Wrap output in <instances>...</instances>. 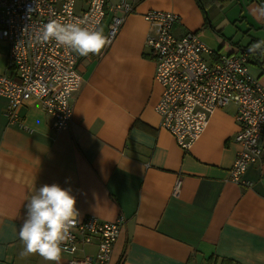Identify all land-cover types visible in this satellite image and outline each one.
<instances>
[{
  "label": "crops",
  "instance_id": "obj_1",
  "mask_svg": "<svg viewBox=\"0 0 264 264\" xmlns=\"http://www.w3.org/2000/svg\"><path fill=\"white\" fill-rule=\"evenodd\" d=\"M119 1L107 0L98 28L104 35L113 15L109 6ZM131 4L133 11L107 48L86 57L75 53L81 83L71 99L68 128L55 131L53 119L34 98L18 112L26 129L9 124L8 100L0 95V264H49L38 255L20 257L18 230L28 199L53 183L71 189L78 217L124 218L110 264H264V129L260 160L244 174L250 187L229 179L239 150L233 105L216 109L200 137L183 150L160 127L155 106L161 86L145 47L146 36L156 35L158 25L143 17L150 10L176 14L177 34L238 26L240 34H224L230 43L226 52L213 50L246 52L249 74L264 86V55L248 52L264 39V0ZM233 5L235 12H228ZM6 54L0 40V75L9 74ZM176 180L181 188L173 194ZM97 244L94 239L76 256L93 255ZM68 259L62 251L59 264Z\"/></svg>",
  "mask_w": 264,
  "mask_h": 264
},
{
  "label": "built area",
  "instance_id": "obj_2",
  "mask_svg": "<svg viewBox=\"0 0 264 264\" xmlns=\"http://www.w3.org/2000/svg\"><path fill=\"white\" fill-rule=\"evenodd\" d=\"M131 1L120 0L109 6L113 15L105 32L108 43L104 48L119 32L124 17L133 11ZM107 7V0H0V40L7 47L9 70L8 75H0V95L8 99L4 114L9 124L26 129L18 112L25 101L34 98L53 119L55 131L68 128L71 99L81 83L77 56L55 40L38 42L36 33L51 20L79 21L83 26L99 28ZM143 17L158 25L157 34L147 35L145 44L155 55L154 79L161 86L155 106L160 127L182 149H189L211 114L234 104L239 127L234 140L239 150L229 169V179L250 187L244 174L263 152L264 86L249 74L248 54L219 53L201 42L196 33L176 38L174 26L180 20L176 14L150 10ZM179 187L177 180L173 194ZM123 223L122 216L108 222L92 215L78 217L62 244V251L69 255L66 264H110ZM94 239L98 244L93 255L76 256Z\"/></svg>",
  "mask_w": 264,
  "mask_h": 264
},
{
  "label": "clouds",
  "instance_id": "obj_3",
  "mask_svg": "<svg viewBox=\"0 0 264 264\" xmlns=\"http://www.w3.org/2000/svg\"><path fill=\"white\" fill-rule=\"evenodd\" d=\"M35 38L40 43L55 40L82 57L98 55L108 43L101 29L83 26L79 21L64 23L51 20L38 30ZM258 51L264 55V39L252 43L248 48L249 54ZM75 205L76 198L70 188L53 183L35 190L25 205L26 218L18 230L23 245L20 257L38 255L49 264H59L62 244L68 240L79 215Z\"/></svg>",
  "mask_w": 264,
  "mask_h": 264
},
{
  "label": "rangeland",
  "instance_id": "obj_4",
  "mask_svg": "<svg viewBox=\"0 0 264 264\" xmlns=\"http://www.w3.org/2000/svg\"><path fill=\"white\" fill-rule=\"evenodd\" d=\"M231 6V5H230ZM230 6H228V8L230 7ZM235 5H233L232 6V8L231 9H229L228 10V12H230V13H233V12H235ZM145 14V13H144ZM143 14V15H144ZM120 15H121V13H120ZM105 18V17H104ZM110 20V19H109ZM103 21H104V19H103ZM103 21H102V23H103ZM109 22V21H108ZM179 22H180V20H179ZM178 22V23H179ZM101 23V24H102ZM178 23H176V24H178ZM175 24V25H176ZM108 25V24H107ZM101 26V25H100ZM222 27V28H221ZM242 27V26H241ZM237 28H238V26H218V27H216L215 28V30H219V29H221V30H219V31H213V29L211 28V27H209V26H206L205 28H203V30L202 31H200V32H198V34H196L197 35V38L200 40H202L206 45H208L209 47H211L212 48V50L213 49H218L219 47H220V51L221 52H226L227 51V49H226V46L225 45H229L230 43H229V40L226 38V36H224V34L225 35H227V36H234V35H236L237 33L238 34H240L241 32L239 31V30H237ZM187 33H195V32H193V31H185V32H183V33H180V34H177L176 32H175V30H174V34H175V36H176V38H180V37H182L183 35H186ZM221 35H222V37H221ZM240 36V35H239ZM238 36V37H239ZM200 40V41H201ZM201 41V42H202ZM5 44V43H4ZM6 46V45H5ZM145 47L148 49V51H149V53L152 55V58H153V62H154V66H155V69H156V59H155V55L153 54V52L146 46V44H145ZM7 57V56H6ZM6 60H7V58H6ZM77 63H78V61H77ZM77 66H78V64H77ZM154 76H155V72H154ZM80 87V86H79ZM6 98V97H5ZM8 100V99H7ZM38 101V100H37ZM229 105H233L234 107H235V105L234 104H229ZM228 106V105H227ZM235 110H236V107H235ZM52 128H53V120H52ZM183 150H188V149H183ZM180 181V187H179V190H178V192L180 191V188H181V180H179ZM176 182H177V180H176ZM176 182H175V184H176ZM175 184H174V187H175ZM172 193H174V188H173V190H172ZM93 216V215H92ZM108 222V221H107ZM119 235H120V232H119ZM119 237V236H118ZM118 240V239H117ZM117 242V241H116Z\"/></svg>",
  "mask_w": 264,
  "mask_h": 264
}]
</instances>
